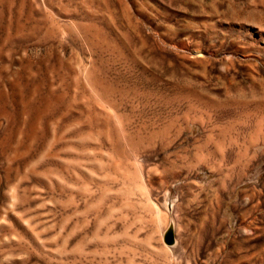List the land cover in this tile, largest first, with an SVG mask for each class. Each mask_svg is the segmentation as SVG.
<instances>
[{
	"label": "rangeland",
	"instance_id": "obj_1",
	"mask_svg": "<svg viewBox=\"0 0 264 264\" xmlns=\"http://www.w3.org/2000/svg\"><path fill=\"white\" fill-rule=\"evenodd\" d=\"M0 264H264V0H0Z\"/></svg>",
	"mask_w": 264,
	"mask_h": 264
},
{
	"label": "water",
	"instance_id": "obj_2",
	"mask_svg": "<svg viewBox=\"0 0 264 264\" xmlns=\"http://www.w3.org/2000/svg\"><path fill=\"white\" fill-rule=\"evenodd\" d=\"M166 242H167L168 244H172V243H174V237H173V234H172V233H170V234H168V235L166 236Z\"/></svg>",
	"mask_w": 264,
	"mask_h": 264
},
{
	"label": "bare ground",
	"instance_id": "obj_3",
	"mask_svg": "<svg viewBox=\"0 0 264 264\" xmlns=\"http://www.w3.org/2000/svg\"><path fill=\"white\" fill-rule=\"evenodd\" d=\"M261 113V112H260Z\"/></svg>",
	"mask_w": 264,
	"mask_h": 264
}]
</instances>
